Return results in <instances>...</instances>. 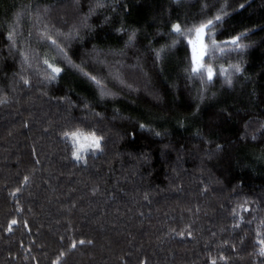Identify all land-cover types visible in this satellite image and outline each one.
<instances>
[{
	"label": "trees",
	"instance_id": "trees-1",
	"mask_svg": "<svg viewBox=\"0 0 264 264\" xmlns=\"http://www.w3.org/2000/svg\"><path fill=\"white\" fill-rule=\"evenodd\" d=\"M96 3L0 0V264H264V0ZM216 15L208 84L187 41ZM241 33L237 54L225 42ZM45 59L63 70L54 81ZM234 64L229 86L220 68ZM75 130L102 135L103 151L76 161Z\"/></svg>",
	"mask_w": 264,
	"mask_h": 264
},
{
	"label": "snow or ice",
	"instance_id": "snow-or-ice-1",
	"mask_svg": "<svg viewBox=\"0 0 264 264\" xmlns=\"http://www.w3.org/2000/svg\"><path fill=\"white\" fill-rule=\"evenodd\" d=\"M178 2V0H177ZM105 0H97L96 7L97 8H103L105 7ZM241 9L244 8V5H240ZM94 11V10H90ZM19 17L17 18L18 22ZM109 18L105 17V20L107 21ZM222 17L220 15L215 16V22L212 19H208L206 23H201L199 27L195 29V39H189L187 41L188 45L191 46V62L192 67L190 69L191 73H196L199 75L201 80H206L208 84H210L216 76V72L211 66H205L203 63L205 57L208 55V45L205 43V36H206V30L210 28V26H217L220 22H222ZM117 32H119L121 35L127 36V40L125 42V47H132L134 46L135 40H136V31L135 30H128L126 27L121 25V27L116 29ZM171 34L176 35L177 37L185 35V33L182 32L181 24L175 23L171 25ZM47 39H51V37H48L47 34H43ZM71 35V34H69ZM246 34L241 33L240 35L233 36L230 40L226 41L225 43L230 46L231 50L233 52H236L237 54H243L246 49L249 47V45H245L241 43V39ZM15 37V26H11L8 33V39L14 41ZM51 43L53 45H56L58 51L60 54H64V50L59 47V45L56 44V40H51ZM212 44L216 47H219L217 45V42L215 39L212 40ZM176 46V41H173L171 45L168 46V48H172ZM155 59L160 60L162 59V54L166 53V49L164 47H161L160 49H153ZM114 55L117 53H113ZM25 61L28 60V57H24ZM44 64L47 65V67L51 70V75L46 76V79L49 81H54L61 73L62 68L58 66H54L53 64H50L47 59L44 60ZM82 71V69H81ZM220 72L224 74L226 83L231 86L232 85V75L243 73V68L240 64H234L230 65L229 68H220ZM89 80H91L94 84H96L101 89L102 95H107V90L102 85V82L100 79H98L95 75H91L89 73H83ZM206 74V76H205ZM116 78L119 79V75L116 74ZM123 83V81H120ZM25 84H28L29 82L27 80L24 81ZM130 87V86H129ZM203 91L201 90V99H203ZM141 130L153 132L154 135L157 137L161 136V133L158 131H155L154 129L149 128L146 124H140L139 125ZM260 134L264 136V124L261 125ZM247 134V133H246ZM64 136L66 139L70 140L71 143V150H72V157L76 161H80L85 158L86 154L90 151L95 149L96 151L102 152L103 151V143H104V137L102 135H97L96 132H90L85 133L81 130H75L71 132H65ZM252 140H256L257 136L254 134L251 136ZM222 149V145H217V151H220ZM209 155H212V153H209ZM25 183L28 181V177H24ZM17 192L20 191V189L16 190ZM15 195V194H14ZM243 211L252 212L253 209L249 207H243ZM257 211L259 210V207L257 206ZM238 219H242L241 217H238ZM17 220L13 219L11 220L10 224L8 225V230H12V226L17 224ZM261 224L264 225V221H261ZM238 227V224L236 225ZM183 235V234H181ZM189 236H191V232L188 233ZM257 235L261 236L262 233L257 231ZM80 245H83L86 243L85 240L81 239L78 241ZM87 243H92V241H87ZM258 243L260 245L259 249V255L264 256V238H260L258 240ZM77 247V242L73 241L71 243V248L75 249ZM64 253L60 254V258L56 259L55 264H62V258L64 257ZM222 259L225 261V264H227V258L222 257ZM144 264H147V261H144ZM212 264H216V261H212Z\"/></svg>",
	"mask_w": 264,
	"mask_h": 264
},
{
	"label": "rangeland",
	"instance_id": "rangeland-1",
	"mask_svg": "<svg viewBox=\"0 0 264 264\" xmlns=\"http://www.w3.org/2000/svg\"><path fill=\"white\" fill-rule=\"evenodd\" d=\"M194 39H195V37H194ZM95 149H93V150H90V151H94Z\"/></svg>",
	"mask_w": 264,
	"mask_h": 264
}]
</instances>
